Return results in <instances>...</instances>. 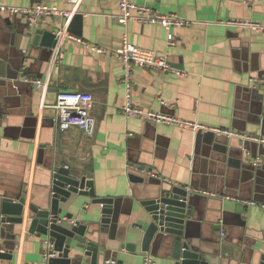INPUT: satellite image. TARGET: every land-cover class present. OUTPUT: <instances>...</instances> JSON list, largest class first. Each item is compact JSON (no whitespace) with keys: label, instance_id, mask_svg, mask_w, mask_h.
Returning <instances> with one entry per match:
<instances>
[{"label":"crops","instance_id":"crops-1","mask_svg":"<svg viewBox=\"0 0 264 264\" xmlns=\"http://www.w3.org/2000/svg\"><path fill=\"white\" fill-rule=\"evenodd\" d=\"M120 1L83 0L76 13L82 15V37L70 34L112 52L127 34L134 46L167 55L172 67L187 72L179 78L135 68L132 95L137 107L264 137V31L226 25L251 21L264 26V0H134L163 15L193 22L170 31L151 24L121 25L116 19ZM37 5L73 9L68 0H0V6ZM63 23V19L49 16L35 29L56 32ZM26 25L22 17L0 12V81L5 80L0 82V194L15 201L25 197L27 211L30 205L46 208L55 167L65 165L83 175L92 174L97 198L116 202L114 225L100 229L102 207L84 196H73L64 205L63 217L70 212L74 222L100 229L104 245L112 239L136 243L135 254L109 252L108 258L116 264H143L141 241L147 224L140 207L133 204L129 167L150 169L158 178L149 176L147 180L154 183L186 185L191 190L259 204L244 206L233 200L191 194L186 233L195 247L218 257L220 264H261L264 147L126 118L122 113L126 90L121 82L125 71L119 60L66 40L64 60L58 69L51 70V50L33 45ZM23 62L25 74L31 78L50 79L46 94L20 81L13 88ZM63 92L93 96L91 135L78 128L65 132L55 129L53 107ZM162 101L169 106L164 107ZM257 158L261 162L255 166ZM14 246L9 243L14 249L12 264H43L48 242L27 238L25 228ZM150 255L157 264H172L155 243ZM106 262L103 257L98 260V264ZM83 264H92L91 258H85Z\"/></svg>","mask_w":264,"mask_h":264},{"label":"water","instance_id":"water-1","mask_svg":"<svg viewBox=\"0 0 264 264\" xmlns=\"http://www.w3.org/2000/svg\"><path fill=\"white\" fill-rule=\"evenodd\" d=\"M26 27L27 34L31 33L29 36L32 37V44L47 48L52 53L56 45L54 31L36 30L28 25ZM68 32L82 37V15L78 13L73 17ZM21 71L22 68L13 80V88L17 86ZM245 151L248 152L247 149ZM129 172L133 204L140 207L144 224H147L141 241L142 256L150 254L155 243L172 264H220L218 257L206 255L195 247L186 233L191 196L188 186L154 183L147 180L149 176L146 174ZM73 196L89 197L94 205L102 207L100 229L114 225L116 202L113 199L97 198L92 174L83 175L80 170L65 165L54 169L51 197L46 208L30 205L27 211L25 197L15 201L0 194V264L13 263V247L25 228L27 238L46 239L51 245L52 257L46 264H83L85 258H91L92 264H98L100 257H103L104 262L112 260L108 258L109 252L125 250L136 253V243L122 244L112 239L104 245L100 229H95L92 224L74 222V214L70 212L63 217L64 205H68ZM139 228L142 230L143 224ZM261 264H264V260Z\"/></svg>","mask_w":264,"mask_h":264},{"label":"built area","instance_id":"built-area-1","mask_svg":"<svg viewBox=\"0 0 264 264\" xmlns=\"http://www.w3.org/2000/svg\"><path fill=\"white\" fill-rule=\"evenodd\" d=\"M69 3L73 6L72 11L60 10L58 8H51L43 5H37L30 8L24 7H15V6H0V12L8 14L11 16H20L26 20L29 28H35L46 17H58L64 20L61 28H59L55 33L56 45L52 51V62L50 64L51 70L58 69L63 60L64 52L63 46L66 40H73L79 44H82L90 52L105 55L110 54L113 58L119 60L124 67L125 75L122 79V84L126 90V96L124 105L122 107L123 115L130 119H139L147 123L154 125H168L174 126L181 130H191L195 133H211L218 138H225L228 140L237 139L242 143L252 142L257 145L264 147V137L258 135H246L244 133L237 132L231 129H222L214 128L202 125L197 122H188L183 121L169 115H165L161 112L146 111L140 107H137L133 102V71L135 68H147L164 73L174 75L179 78H184L187 75V72L179 70L172 67L169 62L167 55L160 56L153 51H147L139 47L134 46L128 38L127 34L123 35L121 46L116 51H109L105 48L99 47L92 43L82 41L81 39L73 37L69 32V25L79 10L80 6L83 3V0H68ZM246 4L248 1L245 2ZM116 19L123 26L128 25L131 22L140 23V24H151L158 25L166 30L170 31L172 28H181L191 26L193 22L186 21L179 18L177 15H163L155 11L152 7L145 5H138L134 0H121L119 2V14L116 16ZM229 27L249 30L251 32H262L264 31V26L260 23L251 22V21H230L226 23ZM169 45H173L169 43ZM26 55L27 52L24 51ZM26 61V59H25ZM26 66L22 67V75L19 78V81L33 86L35 89L46 94L49 89L50 79L45 81L41 79L31 78L25 74ZM164 107H168L169 103L166 101L161 102ZM94 107V98L91 94L85 92H63L59 93L57 96V103L53 107L56 110V115L53 118V124L55 129L59 132H65L72 128H78L88 135L92 134L93 130V118L91 112ZM261 162L260 158H257L255 161V166H258ZM129 171H138L135 167H129ZM138 172L146 174L152 178L157 179L158 176L148 169L139 170ZM190 194L197 193L199 195H204L207 197L221 198L226 200L236 201L244 206H256L255 202H246L241 199H233L230 197L221 196L217 193L200 191V190H191L187 188ZM259 205V204H257ZM264 208V205L262 206ZM223 225V222L220 223ZM225 233L222 232V236ZM51 245L48 243V248L44 253V262L46 264L49 258L52 257L50 254ZM107 264H116L115 261H109ZM143 264H157L150 254L144 257Z\"/></svg>","mask_w":264,"mask_h":264}]
</instances>
